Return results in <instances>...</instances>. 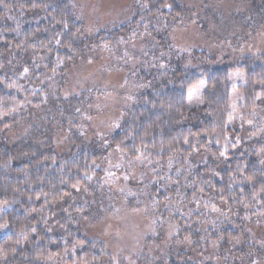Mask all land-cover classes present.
Returning <instances> with one entry per match:
<instances>
[{
    "label": "clouds",
    "instance_id": "1",
    "mask_svg": "<svg viewBox=\"0 0 264 264\" xmlns=\"http://www.w3.org/2000/svg\"><path fill=\"white\" fill-rule=\"evenodd\" d=\"M0 264H264V0H0Z\"/></svg>",
    "mask_w": 264,
    "mask_h": 264
}]
</instances>
